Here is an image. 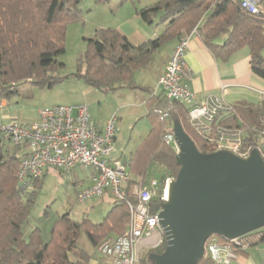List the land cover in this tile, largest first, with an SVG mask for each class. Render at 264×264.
I'll return each mask as SVG.
<instances>
[{
    "label": "trees",
    "instance_id": "obj_1",
    "mask_svg": "<svg viewBox=\"0 0 264 264\" xmlns=\"http://www.w3.org/2000/svg\"><path fill=\"white\" fill-rule=\"evenodd\" d=\"M79 3L80 0H0L1 95L17 92V87L25 82L50 88L58 81L51 73L63 66L58 56L65 51L68 23L81 17ZM135 13L146 22L158 15L164 24L163 31L134 45L115 28L96 30L85 38L87 47L81 60L84 70L77 72L86 84L112 91L135 88L129 83L133 72L144 68L164 43L192 31L221 60L247 48L252 73L264 79V14L246 12L239 0H158L136 8ZM145 105L151 129L143 141V152L137 154L139 159L132 160L131 170L139 179L130 178L128 194L134 183L145 182L146 161H155L165 167V173L176 176L179 166L174 162L175 150L163 141L174 119L180 121L199 152H213L208 142L189 126L183 104L169 101L158 92L151 93ZM161 110L168 112L166 120L160 119ZM235 110L236 115L228 122L234 126L253 124L260 113L259 105L245 101L236 103ZM19 162L15 151L8 154L0 151V264H88L89 253L78 246L81 233L96 250L103 240L122 233L128 222V209L123 201L113 200L101 221L87 218L76 221L62 214L51 223L46 240L38 227L30 228L25 236L22 228L29 221L36 189L46 171L40 178L20 182ZM261 241L264 230L258 242ZM164 247L165 243L144 252L138 264H152L148 254L161 253ZM197 264L217 263L203 256Z\"/></svg>",
    "mask_w": 264,
    "mask_h": 264
},
{
    "label": "built area",
    "instance_id": "obj_2",
    "mask_svg": "<svg viewBox=\"0 0 264 264\" xmlns=\"http://www.w3.org/2000/svg\"><path fill=\"white\" fill-rule=\"evenodd\" d=\"M239 2L248 13L264 14V0ZM188 39V35L178 38L157 79V89L169 101H177L187 108L189 126L208 142L213 152L227 150L246 158L252 149H256L264 162V92H259L260 113L255 123L241 126L228 123L236 115L235 105L214 95L199 99L188 85L192 78V71L185 61ZM158 114L162 120L168 118L166 111H158ZM115 121L114 114L99 127L91 119L86 105L57 104L39 108L33 123L9 121L0 126V131L14 146L26 150L17 171L20 182L40 178L50 168L67 175L73 169L83 167L90 170L91 183L76 192L79 203L105 194L113 200L123 201L128 209L124 230L103 240L97 251L107 258L106 264H138L144 252L158 249L165 243L158 223L159 210L154 212L153 209L166 201L168 186L175 177L164 172L160 178L134 183L128 194V164L121 156L113 155ZM163 141L177 152L172 130L163 136ZM262 230L264 228L230 240L211 235L205 240L204 256L217 264H229L239 253L258 242Z\"/></svg>",
    "mask_w": 264,
    "mask_h": 264
},
{
    "label": "rangeland",
    "instance_id": "obj_3",
    "mask_svg": "<svg viewBox=\"0 0 264 264\" xmlns=\"http://www.w3.org/2000/svg\"><path fill=\"white\" fill-rule=\"evenodd\" d=\"M156 1L158 0H80L81 17L68 23L65 51L58 56V61L62 62L63 66L51 73L58 78V81L50 88L25 82L17 87V92L8 96L0 94V126L9 121L20 124L32 123L37 117L39 108L57 104L86 105L91 119L99 127L104 126L115 114L116 140L113 155L121 156L128 164L130 178L138 180L137 173L131 170L132 167L134 168L132 160L135 157L139 159L137 154L143 152V141L150 132L151 119L147 115V105L143 103V100L147 99V92L137 87L150 85L152 76L150 65L133 72L129 83L135 88L124 87L114 91L91 87L77 76V72L79 69L82 72L84 70L81 60L87 47L85 38L94 35L98 29L115 28L128 31L138 28L139 24L145 22L148 28L156 33L150 36L151 39L158 36L162 32L163 25L158 15L152 16L151 22L143 21L139 16L138 19L135 17L136 8ZM169 46V42H166L160 47L159 55L155 58L156 62L159 56L167 52ZM8 144L7 139L0 141L2 153ZM145 167V181L152 177L160 178L165 170L163 165L155 161L148 163L146 161ZM89 181L88 168L77 167L67 175H61L54 168L48 169L36 189L29 221L22 228L24 235L27 236L30 228L38 227L43 239L46 240L51 223L62 214H68L76 221H81L83 218L93 222L101 221L111 208L113 199L107 194L104 199L94 197L79 203L76 192ZM78 246L89 253V261L95 260L101 263L104 260V255L91 246L84 233H81L78 239Z\"/></svg>",
    "mask_w": 264,
    "mask_h": 264
},
{
    "label": "water",
    "instance_id": "obj_4",
    "mask_svg": "<svg viewBox=\"0 0 264 264\" xmlns=\"http://www.w3.org/2000/svg\"><path fill=\"white\" fill-rule=\"evenodd\" d=\"M179 170L165 202L154 206L165 247L152 264H197L205 240L233 239L264 228V162L256 149L246 158L227 150H197L180 121L172 122Z\"/></svg>",
    "mask_w": 264,
    "mask_h": 264
},
{
    "label": "crops",
    "instance_id": "obj_5",
    "mask_svg": "<svg viewBox=\"0 0 264 264\" xmlns=\"http://www.w3.org/2000/svg\"><path fill=\"white\" fill-rule=\"evenodd\" d=\"M135 17L138 19L136 13ZM163 29L164 24L161 26L162 31ZM119 31L134 45H140L151 39L150 36L156 34L148 28V25H146L145 22L139 24V27L136 29L128 31L119 29ZM183 35H188L189 37L185 61L192 71V78L188 82V85L197 93L199 99H203L206 95H214L222 98L227 104L232 105H235L240 101L249 102L255 105L260 104L261 96L259 92H264V79L252 73L249 64L250 56L247 48L238 49L234 51L228 59L221 60L215 58L211 54L201 38L195 32ZM178 38L169 41L170 46L167 49V52L159 56L157 62L155 61V58L159 55L160 49L153 54L152 59L147 64L148 66H145L149 67L150 65L149 70L152 72L149 81L150 85L137 88L145 90L147 92V98L151 93L154 94L161 92L157 89V79L163 73L169 55ZM150 63L154 64L151 66ZM146 100H143L144 104ZM36 120L37 117L33 122ZM2 139H7L9 143L4 150L5 154L15 151L20 158L26 154L25 148L12 145L9 139L0 131V141ZM90 183L91 179L88 183H85L84 187L88 186ZM106 197L107 194L101 198L104 199ZM112 236H115V234ZM106 262L107 258L104 256V260L101 263L95 260H90L88 264H106ZM229 264H264V241L258 242L250 246L246 251L239 253Z\"/></svg>",
    "mask_w": 264,
    "mask_h": 264
},
{
    "label": "bare ground",
    "instance_id": "obj_6",
    "mask_svg": "<svg viewBox=\"0 0 264 264\" xmlns=\"http://www.w3.org/2000/svg\"><path fill=\"white\" fill-rule=\"evenodd\" d=\"M168 113V112H167Z\"/></svg>",
    "mask_w": 264,
    "mask_h": 264
}]
</instances>
